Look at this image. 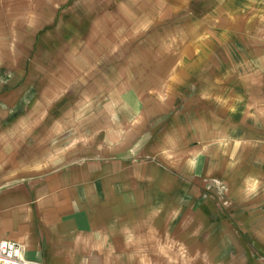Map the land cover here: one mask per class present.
I'll return each mask as SVG.
<instances>
[{
	"label": "rangeland",
	"instance_id": "rangeland-1",
	"mask_svg": "<svg viewBox=\"0 0 264 264\" xmlns=\"http://www.w3.org/2000/svg\"><path fill=\"white\" fill-rule=\"evenodd\" d=\"M25 1L35 6V26L19 10V25L5 27L0 84L16 99L10 117H20L37 160L65 142L82 148L80 161H154L170 169L208 161L236 199L231 209L228 188L218 195L228 219L214 228L222 251L208 264H264V0ZM223 84L237 93L214 98L241 121L224 122L220 108L189 121L193 95L207 101ZM195 168L196 177L205 175ZM187 182L199 211L207 190ZM213 221L197 214L196 232L207 235ZM152 238L135 236L132 250L110 251L102 262L197 264L196 255ZM198 253L205 263L209 252Z\"/></svg>",
	"mask_w": 264,
	"mask_h": 264
},
{
	"label": "crops",
	"instance_id": "crops-1",
	"mask_svg": "<svg viewBox=\"0 0 264 264\" xmlns=\"http://www.w3.org/2000/svg\"><path fill=\"white\" fill-rule=\"evenodd\" d=\"M28 3L0 0V45L4 42L5 27L19 25V10L24 12L27 25L35 26V6ZM230 43L224 40L223 44L230 48ZM5 91L0 84V240L17 243L22 258L40 264H104L102 260L108 258V252L132 250L135 236L148 235L153 237V245L170 244L171 250L196 255L194 263L203 260L195 252L203 251L209 254L201 264H208L212 257L217 261L222 243L212 241L214 228L228 219L221 210L218 195L226 196L228 188L231 209L236 207V199L230 197V186L222 174L215 171L211 174L208 161L194 163V168L178 165L174 169L154 161L138 164L80 161L82 148H69L61 142V149L45 152L55 154L54 158L50 155L40 162L35 143H24L19 130L20 117H10L16 99ZM212 91L213 97L205 96L209 103L198 93L193 95L190 101L196 110L190 113L196 118L191 119L187 112L189 121L201 122L200 116H214V108L225 110L226 106L218 101L219 95L224 92L223 97L232 100L238 90L223 84ZM215 95L218 97L214 98ZM202 101L208 105L207 110L200 109ZM225 113L216 117H222L226 123L241 121L240 115L229 114L227 110ZM68 155L76 156L69 159ZM92 156L99 157V153L92 152ZM195 167L205 170V175L196 177ZM187 181L197 190H207L199 211L194 197L187 195L190 187ZM197 214L214 219L205 236L202 229L195 230ZM198 235L208 239L199 241ZM156 246L151 249H163Z\"/></svg>",
	"mask_w": 264,
	"mask_h": 264
},
{
	"label": "built area",
	"instance_id": "built-area-1",
	"mask_svg": "<svg viewBox=\"0 0 264 264\" xmlns=\"http://www.w3.org/2000/svg\"><path fill=\"white\" fill-rule=\"evenodd\" d=\"M0 264H40L22 258L21 247L12 241L0 240Z\"/></svg>",
	"mask_w": 264,
	"mask_h": 264
}]
</instances>
